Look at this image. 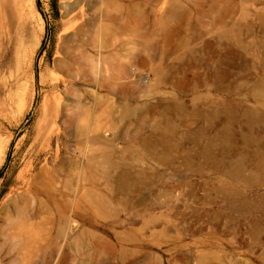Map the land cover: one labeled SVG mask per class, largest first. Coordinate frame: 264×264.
Wrapping results in <instances>:
<instances>
[{"label": "rangeland", "instance_id": "rangeland-1", "mask_svg": "<svg viewBox=\"0 0 264 264\" xmlns=\"http://www.w3.org/2000/svg\"><path fill=\"white\" fill-rule=\"evenodd\" d=\"M73 2L0 0V221L31 179L43 228L3 264H264V0ZM78 40L86 77L48 134Z\"/></svg>", "mask_w": 264, "mask_h": 264}, {"label": "bare ground", "instance_id": "bare-ground-1", "mask_svg": "<svg viewBox=\"0 0 264 264\" xmlns=\"http://www.w3.org/2000/svg\"><path fill=\"white\" fill-rule=\"evenodd\" d=\"M17 1L18 0H13V2H17ZM82 2L83 0H74L73 6H76L77 8L79 6L81 7ZM73 6L71 10V16L69 14L70 16L69 20L66 19L68 20V26L63 31L61 36L66 43L68 42L71 43L73 40L75 42L76 38L79 37L82 27L81 25L82 21L80 22L81 24H79L78 22V13L76 12L77 9L76 7L74 8ZM65 24L67 23L65 22ZM11 42L12 41H11V37L9 36V32L3 30V26L0 19V65L2 64L5 55L10 49L9 46ZM62 57H63V64L60 67H58V73H57L58 75L55 76L53 75V77H51L52 78L51 83L48 84L52 92L54 91V93L56 92V94L54 95L50 94L51 96L46 94L47 96H49V98L51 97L50 99H48L46 103V110H45L44 124H43L44 130L48 131V134L54 133L56 132L55 130H57L58 118L64 106L62 102V98H63L62 96L67 92V90L70 87H74L75 85H78L80 82L84 81L86 77L85 68L83 67L82 64L83 62H81V60L85 58V55L82 50V43L79 40L75 44L69 46L66 49V51H64ZM90 68L92 70V67ZM9 77L12 78L13 75L10 74ZM60 86L62 90H60ZM20 180H22L21 182L22 187L14 186L7 193L6 201L10 202L11 206L10 209L6 212V214L0 221V264H3V260L6 258H14V259L16 258L19 261L26 260L25 262H27L29 258L31 259V257H33L32 253L38 247L39 242L42 239V234H43V228L41 226L42 219L41 220L39 219L40 210L42 206L40 205V203L37 202L36 199H33V201H31L30 198V196L32 195L31 194L32 186L30 182L31 179L30 180L19 179V181ZM40 200L41 197L39 201Z\"/></svg>", "mask_w": 264, "mask_h": 264}, {"label": "built area", "instance_id": "built-area-1", "mask_svg": "<svg viewBox=\"0 0 264 264\" xmlns=\"http://www.w3.org/2000/svg\"><path fill=\"white\" fill-rule=\"evenodd\" d=\"M141 78H142V80L147 82V80L149 79V75L143 74Z\"/></svg>", "mask_w": 264, "mask_h": 264}]
</instances>
